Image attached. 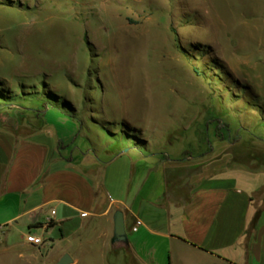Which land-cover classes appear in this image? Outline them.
<instances>
[{
    "label": "rangeland",
    "instance_id": "374dc122",
    "mask_svg": "<svg viewBox=\"0 0 264 264\" xmlns=\"http://www.w3.org/2000/svg\"><path fill=\"white\" fill-rule=\"evenodd\" d=\"M12 103H47L43 120L50 138L66 144L62 154L90 153L103 183L124 199L138 152L111 160L132 146L165 159L232 153L233 165L247 168L237 156L264 147L248 134L264 137V0H0V105ZM262 169L229 171L259 184ZM140 176L133 195L158 189V174L145 186ZM75 222L62 228L72 233ZM62 228L35 229L49 243L29 245L26 258V233L15 229L19 245L4 252L0 243V264H57L65 248L79 264H136L109 236L89 243L102 232L63 239ZM157 256L170 262L167 248ZM191 261L210 264H183Z\"/></svg>",
    "mask_w": 264,
    "mask_h": 264
},
{
    "label": "crops",
    "instance_id": "0c3cea01",
    "mask_svg": "<svg viewBox=\"0 0 264 264\" xmlns=\"http://www.w3.org/2000/svg\"><path fill=\"white\" fill-rule=\"evenodd\" d=\"M49 109L40 117L42 125L38 127L34 123L37 108L0 105V243L4 252L18 247L11 240L17 228L41 234L35 229L62 228L72 221H76L77 230L68 233L62 228L63 239L98 231L102 233L89 235V243L98 239L105 243L109 236L113 244V216L122 210L128 234L124 253L136 264H158V250L166 248L168 264L199 259L210 264H264V180L257 184L252 176L229 171L237 168L253 175L261 170L233 165L237 162L231 154L165 159L132 146L111 160L133 149L138 152L128 162L132 177L124 199L120 197L122 191L103 183L100 162L90 153L80 159L62 154L66 144L57 137L50 138L43 120ZM21 115L26 116L24 120ZM262 173L264 176V169ZM155 174L159 175L158 189L143 197L142 187L133 195L136 177L141 175L145 186ZM50 239L54 244V237ZM29 245H20L21 258H26ZM72 258V264H79V257Z\"/></svg>",
    "mask_w": 264,
    "mask_h": 264
},
{
    "label": "water",
    "instance_id": "95a60500",
    "mask_svg": "<svg viewBox=\"0 0 264 264\" xmlns=\"http://www.w3.org/2000/svg\"><path fill=\"white\" fill-rule=\"evenodd\" d=\"M114 220V233L112 243H126L128 244V234L125 226L124 213L122 210H116L113 216ZM73 258L68 254H64L57 264H72Z\"/></svg>",
    "mask_w": 264,
    "mask_h": 264
},
{
    "label": "trees",
    "instance_id": "16d2710c",
    "mask_svg": "<svg viewBox=\"0 0 264 264\" xmlns=\"http://www.w3.org/2000/svg\"><path fill=\"white\" fill-rule=\"evenodd\" d=\"M47 106H48V104L45 103L42 108L37 109L36 113H37L38 117L42 118L44 116ZM248 134H251V138L259 139V140L263 141V143H264V137L259 136L256 132H251V133L248 132ZM253 136H255V137H253ZM61 145H62V143H61ZM249 148H250L249 158H247L245 160H243L241 158L242 161H240V157L237 156L239 158L238 161L240 163L246 165L248 168L253 169V170H259L261 167L264 168V147L262 148L261 151H255L253 145L250 146ZM252 161H255V163Z\"/></svg>",
    "mask_w": 264,
    "mask_h": 264
},
{
    "label": "built area",
    "instance_id": "2783aa9c",
    "mask_svg": "<svg viewBox=\"0 0 264 264\" xmlns=\"http://www.w3.org/2000/svg\"><path fill=\"white\" fill-rule=\"evenodd\" d=\"M24 238L27 243L40 248L46 246L49 243V239H47L46 237H44V235L41 234H34L28 232L25 234Z\"/></svg>",
    "mask_w": 264,
    "mask_h": 264
}]
</instances>
